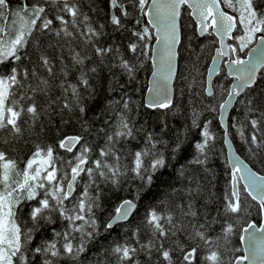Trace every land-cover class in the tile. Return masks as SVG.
I'll use <instances>...</instances> for the list:
<instances>
[{
	"label": "snow or ice",
	"instance_id": "snow-or-ice-1",
	"mask_svg": "<svg viewBox=\"0 0 264 264\" xmlns=\"http://www.w3.org/2000/svg\"><path fill=\"white\" fill-rule=\"evenodd\" d=\"M88 2L36 0L29 5L25 0L18 9L12 10L10 0H0V66H10L0 73V137H3V144L18 141L26 132L35 131L42 116L51 122L53 115L63 116L65 111L78 113L87 130V121L83 118L89 108L84 93L92 95L90 81L100 71L95 63L90 65L94 58L103 66L105 58L111 56L110 73L112 69H119L129 83L136 80L144 62L152 60V78L148 81L143 107L171 109L177 46L182 43L179 20L184 5L192 9L199 35L215 34L219 39L220 47L215 49L213 63L224 56L233 57L228 61V67L235 84L227 89L228 98L219 104L221 119L224 111L242 93L245 98L237 103L247 105L248 114L260 112L264 118V112L254 107L255 101L251 97L258 83L257 74L264 77V0H108L109 23L114 30L129 33L126 52L131 53V57L118 46H100L105 25L101 24L97 29L91 23L84 10ZM144 18H147L146 24L139 27ZM127 20L134 22L132 28L126 29ZM36 33L54 36L61 51L67 46L71 63H65L61 55L57 73L52 59L41 51ZM226 39L235 43L225 44ZM254 42L255 46L250 47ZM73 45L82 46L81 50L77 51ZM29 47L37 54L39 66L46 75L35 67L31 71L27 67L20 68L19 62L31 60L27 52ZM245 50L250 59L240 58L239 53ZM73 71L77 73L75 82L69 79ZM56 89L60 94L53 99L52 92ZM206 91L209 96L213 95L211 87ZM38 95L46 98L44 106L38 105ZM133 105L127 92L107 102L104 112L108 118L104 123L108 127L100 129L104 133V143L95 159H92V147L82 143V135L65 136L58 141L59 148L69 153L77 149L66 163L56 156L51 145L36 144L24 161L10 157L7 151L0 149V264H32L34 256H41L42 264H58L65 258L71 264H83L88 245L99 231L96 211L102 206L100 184L118 187L120 178L131 171L146 189H150L156 174L167 166L165 156L156 150L158 142L151 134L146 137L144 147L132 153L131 169L121 163L126 144L135 140L139 132L131 115ZM249 123L253 130H259L261 120L252 118ZM193 124H196L195 120ZM222 126L225 128L224 143L231 148L227 125ZM237 130L253 156L257 152L252 146L264 149V136H258L257 131H253L248 139L242 127ZM201 136L203 141L196 144L199 155L194 163L204 165L208 159L206 149L210 148L209 142L214 138L207 124ZM179 149L178 142L174 151ZM146 158L150 163L145 162ZM226 164L229 190L225 192L222 207L217 209V216L209 219L205 214L200 222V212L192 200L193 193L199 195L202 191L197 183L195 188L186 190L189 197L186 206L178 204L175 208H152L147 212L144 221L148 235L146 242L139 240L141 228L138 226L132 235L139 247L128 242L114 244L105 250L103 261L98 259L96 264H139L136 257L141 252L148 257L149 264H264V174L254 171L239 155L230 154ZM85 176L87 180H84ZM242 193L255 202L259 226L247 220L240 223L241 214L247 211ZM31 201L36 202L28 213L34 227L26 228L20 222L18 212L23 203ZM135 208L132 200L121 201L104 224L105 230L127 221ZM53 214L66 222L64 230L55 232L54 238L42 245L28 247L37 230L36 225L41 221L51 223ZM212 224L220 225L216 235L209 234ZM237 231L240 242L247 244L244 255H234L241 249L231 246ZM153 253H156V260L152 259Z\"/></svg>",
	"mask_w": 264,
	"mask_h": 264
},
{
	"label": "trees",
	"instance_id": "trees-1",
	"mask_svg": "<svg viewBox=\"0 0 264 264\" xmlns=\"http://www.w3.org/2000/svg\"><path fill=\"white\" fill-rule=\"evenodd\" d=\"M23 2L25 0H10V7L12 10H16ZM34 2L36 0H26L29 5ZM84 10L89 14L91 23L97 29L101 24L105 25L102 30L103 35L99 39L100 46L115 45L126 52L129 33L126 30H114V27L109 23L108 0H89ZM129 10L131 11L130 5ZM146 22L144 18L139 27H143ZM125 25L126 29H129L133 27L134 22L127 20ZM180 25L182 43L178 47V64L173 83V106L171 109L149 110L143 107L148 77L152 68L150 60L145 61L143 67L139 69L136 80L129 83L127 77L121 75L119 69H112L110 73L109 67L113 63L111 56L105 58L103 66H100L98 59L94 58L90 65L95 63L100 71L90 81L92 95L89 96L88 93H84L85 103L89 108L83 118L87 121V130L82 126L78 113L72 114L65 111L63 116L53 115L51 122H49L48 117L42 116L41 122H38L35 127V131L26 132L18 141L13 140L10 144L5 145L2 143L3 137H0V149L7 151L10 157L19 161L26 160L31 155L35 145L40 144L54 147L56 156L66 163L73 158L77 149H74L73 153H69L59 148L58 141L65 136L82 135L84 137L82 143H88L92 147V159H95L98 158L99 147L103 146L104 143V133L100 129H107L108 127L104 123L105 119L108 118L104 112L107 102L110 99L119 98L124 92H127L134 101L131 115L139 132L135 140L126 144L121 163L131 169L133 166L132 153L144 147L146 137L151 134L154 141L158 142L156 150L165 156L167 166L156 174L150 189H146L131 171L126 172L120 178L118 187H113L111 184H100L102 206L96 211L99 231L95 239L88 245V250L82 258L83 264H96L98 259L103 261L105 250L117 243L128 242L139 247L132 233L139 226L141 228L139 240L141 242L147 241L148 235L144 229L147 212L152 208L167 210L168 208H175L178 204L186 206L189 199L186 190L190 187L195 188L197 183L201 185L202 191L199 195L193 193L192 200L200 212V222H203L205 214L208 215L209 219L217 216V209L222 207L225 192L229 190L224 130L220 125L218 115L219 104L226 98L227 89L231 86L234 78L229 77L224 67L221 66L211 83L213 95H207V69L218 46L217 39L213 34L207 33L203 36L197 34L196 25L186 7L181 10ZM35 36L40 41L41 51L46 52L54 62L57 73L61 67L59 59L61 55L65 63H71L68 47L65 46L61 51L54 36L40 33H36ZM229 43L234 44L235 42L231 40ZM50 44L53 47H49ZM73 47L79 51L82 46L73 45ZM27 52L31 60L25 59L19 62L20 68L27 67L31 71L35 67L39 73L46 75L39 66L37 54L33 48L29 47ZM88 52L89 55L92 54L90 49ZM246 53L247 50L239 53V56L245 57ZM126 55L132 56L131 53L127 52ZM8 67L0 66V73L6 72ZM76 75L77 73L73 71L69 79L75 82ZM257 77L258 83L252 90L251 97L255 101L254 107H258L261 112H264V77L260 73L257 74ZM59 94L58 89L54 90L52 98L55 99ZM244 98L245 93L236 98L228 114L227 131L236 153L246 163H249L255 171L264 174V149L252 146L257 152L253 156L249 152V145L244 143L238 134L237 129L242 127L245 138L250 139L253 131H257L258 136H264V118H261L260 112L248 114V106L237 103V100ZM36 100L40 106H44L46 103L44 96L38 95ZM56 111L59 112V109L57 108ZM252 118L261 120L259 130L251 128L249 120ZM65 120L68 123L65 124ZM193 120L196 121L195 125ZM205 124L208 125V130L214 138L209 142L210 148L206 149L208 155L206 164L200 165L194 163V160L199 155L196 144L203 141L201 132ZM41 127H43V131H41ZM178 142L180 149L174 151ZM145 162L150 163V159L146 158ZM20 167H23L22 163ZM84 180H87L86 176ZM239 186L242 188L241 184ZM127 199L136 204L132 215L127 221L114 226L113 229L105 230L104 224L113 214L114 208L121 201ZM241 199L245 202L247 211L241 214L240 223L243 224L247 220L259 224L260 216L257 214L255 202L245 193H242ZM35 203V201L23 203L18 212L19 220L26 228L34 227L28 213ZM65 223L58 219L56 214H53L51 223L41 221L36 225L37 230L33 233V240L28 247L35 248L53 239L55 232L64 230ZM208 231L210 235H216L220 231V225L212 224ZM239 235L240 233L237 231L232 237L231 246L241 249L239 253H234V255L242 254ZM180 239H184L183 235ZM136 259L139 264H149L148 257L142 252L137 255ZM152 259L156 260V253H153ZM42 260L41 256H34L32 257V264H42ZM58 264H71V261L65 258L59 260Z\"/></svg>",
	"mask_w": 264,
	"mask_h": 264
},
{
	"label": "water",
	"instance_id": "water-1",
	"mask_svg": "<svg viewBox=\"0 0 264 264\" xmlns=\"http://www.w3.org/2000/svg\"><path fill=\"white\" fill-rule=\"evenodd\" d=\"M183 7H186L188 10H189V15H190V17L192 18V20H193V22L195 23V25H196V21H195V19L193 18V16L191 15V12H192V9H190V8H188V6L187 5H184V6H182L181 7V10H182V8ZM181 17V16H180ZM146 19V21H147V18H145ZM179 23H180V20H179ZM198 34V33H197ZM205 34H207V33H205ZM199 35V34H198ZM214 36H215V38L217 39V43H218V46L217 47H220V42H219V39L217 38V36L215 35V34H213ZM199 36H201V35H199ZM203 36V35H202ZM229 41H231V40H225V44H229ZM153 44H154V41H153ZM255 46V42H254V44L251 46V47H254ZM178 47H179V45L177 46V53H178ZM215 55V51H214V54H213V56ZM212 56V57H213ZM233 57H231V56H224V57H221V58H218V60L215 62V63H213V60H212V58H211V61H210V63H209V65H208V69H207V75H206V89H208L209 87H211V84H209V81L212 83V81H213V79L215 78V76L218 74V72H219V70H220V67L221 66H223L224 67V69H225V71L227 72V75L229 76V77H231V78H233V76H231L230 75V68L228 67V61H230V59H232ZM251 57H250V55L248 54V51H247V53H246V56L245 57H243V58H241V59H250ZM158 59V58H157ZM150 62H151V67H152V60H150ZM177 64H178V54H177V59H176V72H177ZM212 70L211 71V74H209V70ZM152 71H153V67L151 68V73H152ZM151 73H150V75H149V77H148V81L152 78L151 77ZM175 76H176V74H175ZM175 76L173 77V80H172V99H173V83H174V79H175ZM235 84V80H233V82H232V84H231V86H233ZM230 86V87H231ZM147 87H148V82H147ZM211 90H212V88H211ZM206 93H207V91H206ZM147 94V88H146V91H145V95ZM145 95H144V97H145ZM208 95V94H207ZM228 97L226 96V98L225 99H227ZM236 101V99L235 100H233V104L232 105H230L229 106V108L227 109V110H225L224 111V115H223V119H221V109L219 108V115H218V120H219V122H220V125L222 126V124L223 125H227V118H228V114H229V112H230V110H231V108L233 107V105H234V102ZM222 128L224 129V131H225V128L222 126ZM229 138V137H228ZM229 141H230V139H229ZM231 142V141H230ZM224 145H225V143H224ZM225 147H226V154H227V159H228V157H229V155L230 154H235V155H238L237 153H236V151H235V149H234V146H233V144H232V142H231V148H229L227 145H225ZM241 158V157H240ZM242 159V158H241ZM254 170V169H253ZM255 171V170H254ZM260 174V173H259ZM241 185H242V187H243V183H241ZM129 200V199H128ZM134 202V201H133ZM135 203V202H134ZM135 210V209H134ZM134 210H133V212H134ZM132 212V213H133ZM132 215V214H131ZM130 215V216H131ZM257 226H259L258 224H257ZM241 243V242H240ZM241 247H242V254L241 255H244L245 254V249L247 248V244L245 243V244H242L241 243ZM245 264H247V262H245Z\"/></svg>",
	"mask_w": 264,
	"mask_h": 264
}]
</instances>
